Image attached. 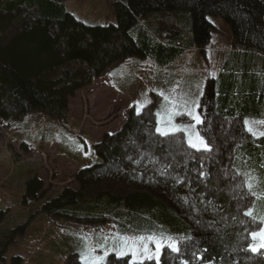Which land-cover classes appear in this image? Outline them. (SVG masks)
Masks as SVG:
<instances>
[{
    "label": "trees",
    "instance_id": "16d2710c",
    "mask_svg": "<svg viewBox=\"0 0 264 264\" xmlns=\"http://www.w3.org/2000/svg\"><path fill=\"white\" fill-rule=\"evenodd\" d=\"M113 6L115 24L87 25L66 11L64 0H0V118L17 120L31 111L63 118L77 90L130 55L166 64L186 45L203 52L214 28L207 16L214 15L229 25L236 54L217 81L208 80L199 101L208 148L157 133L151 110L131 109L118 131L94 145L98 161L78 170V188H64L41 210L170 238L179 251L164 246L158 264H264V252L249 247L251 231L264 219V135H251L239 120L224 122L223 133L215 130L221 118L237 120L264 106V80L250 72L264 56V0H117ZM171 13L183 14L182 33L157 38L148 20ZM43 184L30 177L24 196L38 198ZM250 210L252 217L245 215ZM6 214L0 209V223ZM23 228L11 229L0 243V260ZM100 264L157 261L111 253Z\"/></svg>",
    "mask_w": 264,
    "mask_h": 264
},
{
    "label": "rangeland",
    "instance_id": "374dc122",
    "mask_svg": "<svg viewBox=\"0 0 264 264\" xmlns=\"http://www.w3.org/2000/svg\"><path fill=\"white\" fill-rule=\"evenodd\" d=\"M115 1L64 0V6L87 25H107L116 23ZM182 15L160 14L148 21L157 38L173 39L182 33ZM207 19L214 28L203 52L186 45L166 64L152 55H130L77 90L68 99L63 118L56 119L42 111L28 112L17 120L0 118V209L7 210L0 223V243L9 239L11 229L24 225L0 264H76V261L94 264L101 257L100 264L111 253L128 255L133 261L158 255L159 260L162 248L174 243L170 238L153 234L118 232L111 222L85 224L49 215L41 206L66 187L78 188L75 180L78 170L98 161L94 145L103 135L118 131L131 109L151 110L154 130L159 134L158 128L168 136H182L189 146V138L195 141L198 134L207 144L199 130L200 123L193 119V115H199L202 120L196 105L208 80L217 81L225 64L236 54L229 25L220 16L209 15ZM179 41L185 45L188 38L182 36ZM257 61V67L253 65L250 72H256L264 80V70L260 69L264 68V56H257ZM244 69L239 66V72ZM238 120L247 131L252 127L257 133L250 132L251 135L260 136L259 133H264V106L257 113L240 114L237 120L221 118L215 130L223 133L224 122ZM233 134V130L229 132V138ZM196 149L205 148L201 145ZM224 168L230 170L228 160L224 161ZM34 175L44 183L41 196L35 199L24 196L26 181ZM260 220L251 233L264 227V219ZM142 237L148 253H143L140 247ZM123 241L129 247L125 248ZM157 243L161 245L159 251ZM260 243L259 237L253 239L250 235L249 247L256 246L255 252H264Z\"/></svg>",
    "mask_w": 264,
    "mask_h": 264
},
{
    "label": "snow or ice",
    "instance_id": "6c2138e0",
    "mask_svg": "<svg viewBox=\"0 0 264 264\" xmlns=\"http://www.w3.org/2000/svg\"><path fill=\"white\" fill-rule=\"evenodd\" d=\"M196 107H199V105H196ZM189 114L192 115V113H189ZM193 119L196 120L197 123H201L202 122L199 115H193ZM157 131L161 132V134H165V135L167 134V132H165L163 129H160V128H158ZM248 131L249 132H252L253 135H256L257 134L253 130L252 127H249L248 128ZM259 134L260 135H264V133H259ZM189 144L193 148H198L199 146L202 145L205 149H207V144L205 143V141L201 137H199L198 134L196 136L195 141H193V139L191 137L189 138ZM246 184H247V187H248L249 191L253 195H255V192L252 191V183H251V180L247 181ZM245 215H248V216L252 217L253 216V212L250 210V211L246 212ZM262 223H264V220H262ZM250 235L252 236L253 239H256V238L259 237L260 240H261V243H260L259 247L260 248H264V227L260 228L258 232L254 231V232L250 233ZM144 239L145 238H143V237L141 238V245H140V247L143 249V253H148L149 252V249H148L147 245L143 242ZM148 239H152V238L149 237ZM122 243H123V246L125 248L129 247L127 241H123ZM160 247H161V245L159 243H157V251H159ZM170 247H171V249L173 251H179V248L175 244V242L172 243L170 245ZM250 247H251V250L252 251H254V252L257 251V247L256 246H250ZM133 255H136V252L135 251L133 252ZM147 258L148 259H156L157 260V264H158V255H156V256L148 255ZM100 260H102V258L101 257H98L97 260L94 262V264H99V261Z\"/></svg>",
    "mask_w": 264,
    "mask_h": 264
}]
</instances>
